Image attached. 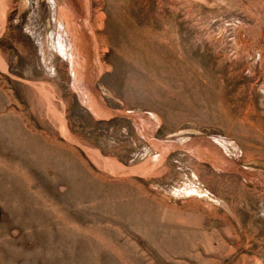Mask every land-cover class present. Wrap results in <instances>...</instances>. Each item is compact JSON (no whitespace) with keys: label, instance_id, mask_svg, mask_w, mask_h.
Returning a JSON list of instances; mask_svg holds the SVG:
<instances>
[{"label":"rangeland","instance_id":"rangeland-1","mask_svg":"<svg viewBox=\"0 0 264 264\" xmlns=\"http://www.w3.org/2000/svg\"><path fill=\"white\" fill-rule=\"evenodd\" d=\"M0 264H264V0H0Z\"/></svg>","mask_w":264,"mask_h":264}]
</instances>
